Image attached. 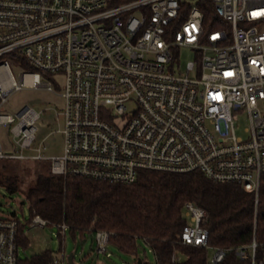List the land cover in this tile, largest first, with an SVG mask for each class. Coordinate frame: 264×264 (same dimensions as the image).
<instances>
[{
    "label": "built area",
    "instance_id": "2783aa9c",
    "mask_svg": "<svg viewBox=\"0 0 264 264\" xmlns=\"http://www.w3.org/2000/svg\"><path fill=\"white\" fill-rule=\"evenodd\" d=\"M216 20L205 23L203 6ZM229 24L228 34L223 27ZM195 59L181 65L183 49ZM28 65V66H27ZM17 72V75L14 73ZM63 78V151L37 144L44 111L4 105L25 87L54 92ZM245 119V134L239 122ZM0 159L50 161L51 171L132 183L149 170L202 174L258 195L264 174V0H0ZM47 126L49 124L47 123ZM26 202V201H25ZM180 242L212 249L209 264H264V241L210 244L207 211L185 204ZM52 223L0 216V264L20 255L21 226ZM63 234L68 225L57 224ZM107 253L110 232L93 230ZM176 255L173 259H176ZM65 251L50 264H67Z\"/></svg>",
    "mask_w": 264,
    "mask_h": 264
},
{
    "label": "trees",
    "instance_id": "16d2710c",
    "mask_svg": "<svg viewBox=\"0 0 264 264\" xmlns=\"http://www.w3.org/2000/svg\"><path fill=\"white\" fill-rule=\"evenodd\" d=\"M125 1L111 0L112 4ZM203 9L205 23L217 19L211 5ZM2 160L0 184L9 191L21 188L22 179ZM43 163L45 171L22 189L31 211L52 223L65 222L75 233L106 230L111 234L110 243L127 253L137 254V242L143 239L152 248L156 264H209L208 248L180 242L189 201L207 211L211 245L239 246L254 237L264 241V174L256 195L231 183H215L199 173L181 176L143 170L136 181L127 184L65 177L52 173L49 161ZM20 240L26 246L23 226ZM54 257L53 251L46 250L28 262L50 264ZM227 261L240 264L234 252L228 253Z\"/></svg>",
    "mask_w": 264,
    "mask_h": 264
},
{
    "label": "rangeland",
    "instance_id": "374dc122",
    "mask_svg": "<svg viewBox=\"0 0 264 264\" xmlns=\"http://www.w3.org/2000/svg\"><path fill=\"white\" fill-rule=\"evenodd\" d=\"M231 34L232 29L229 24L223 27ZM195 59L193 50L183 49L181 52L182 68L186 66L189 60ZM17 75V72L14 71ZM57 78L58 83L54 85L55 91L50 92L43 88L25 87L14 91L4 105L5 111L16 114L21 108L30 105L37 110L44 111L41 118L40 131L37 136V144L42 142L46 146L45 152L48 155H59L63 151V134L59 131V126L63 123V116L57 117L56 111H63L65 100L61 96L63 91V78L58 75H49ZM47 123L49 126H47ZM240 126L238 134H245V119L239 122ZM3 139H9V126L0 129ZM2 164H6L13 168L22 179L21 188L15 191H9L0 184V216L16 214L21 220H29L31 217V209L29 202L25 200L23 188H26L34 181L39 172L45 171L43 161L24 160V159H3ZM50 165V161H49ZM25 236L27 238L26 246H21L20 255L22 257H33L41 254L46 250H51L55 255H61L64 250L66 255L73 254V264H139V260L145 264H156L155 254L148 243L143 239L137 242L138 253L131 254L122 251L114 244H109L107 253L97 250V243L93 231L72 232L70 227L67 228L65 234L61 231L57 224H49L46 226H25ZM209 257L212 256L213 250H208ZM67 264H71L68 263Z\"/></svg>",
    "mask_w": 264,
    "mask_h": 264
},
{
    "label": "water",
    "instance_id": "95a60500",
    "mask_svg": "<svg viewBox=\"0 0 264 264\" xmlns=\"http://www.w3.org/2000/svg\"><path fill=\"white\" fill-rule=\"evenodd\" d=\"M24 203H25V200H22V201H21V204H24ZM68 261H69V263H71V264L74 263V260H73V254H70V255L68 256ZM139 264H143L142 260H139Z\"/></svg>",
    "mask_w": 264,
    "mask_h": 264
}]
</instances>
